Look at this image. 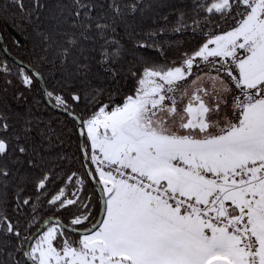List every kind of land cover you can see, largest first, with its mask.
Instances as JSON below:
<instances>
[{
	"label": "snow or ice",
	"instance_id": "1",
	"mask_svg": "<svg viewBox=\"0 0 264 264\" xmlns=\"http://www.w3.org/2000/svg\"><path fill=\"white\" fill-rule=\"evenodd\" d=\"M5 36L0 264H264V0H0Z\"/></svg>",
	"mask_w": 264,
	"mask_h": 264
},
{
	"label": "trees",
	"instance_id": "2",
	"mask_svg": "<svg viewBox=\"0 0 264 264\" xmlns=\"http://www.w3.org/2000/svg\"><path fill=\"white\" fill-rule=\"evenodd\" d=\"M161 11L163 12V14L168 15L169 20L170 21H174L175 17L168 12V10L166 8H161ZM160 23H163V21H160ZM161 39L164 41L165 44L168 43H173L174 45H178L181 46V50H191L195 44L198 42L195 37L194 34L190 31H187L183 34H175L172 35L171 33H169L168 36L166 37H161ZM6 47L8 48L9 52L16 57L18 60L24 56V53L22 51H20L19 49H17L11 42V39L8 38L7 36H5V38L3 39ZM179 55V52H170L169 56L170 57H177ZM0 59H4L6 60L9 64L12 63V59H10L4 52L3 47L0 43ZM45 115L52 119L53 121H57V120H66L67 118L61 114L58 113L52 109H49ZM72 141H73V151H75V143H76V137L75 135H72ZM77 167L79 168L80 166L77 165ZM82 170V169H81ZM89 191H91V189H89ZM96 211L98 213L99 211V205H97Z\"/></svg>",
	"mask_w": 264,
	"mask_h": 264
},
{
	"label": "water",
	"instance_id": "3",
	"mask_svg": "<svg viewBox=\"0 0 264 264\" xmlns=\"http://www.w3.org/2000/svg\"><path fill=\"white\" fill-rule=\"evenodd\" d=\"M0 43H1L2 47H3V50H4L5 54H6L10 59H12V60H18L16 57H14V56L9 52L8 48L6 47V44H5L4 40H0ZM54 111H55V110H54ZM56 112H57V111H56ZM58 113H60V112H58ZM61 114H62V113H61ZM98 218H99V216H98Z\"/></svg>",
	"mask_w": 264,
	"mask_h": 264
}]
</instances>
